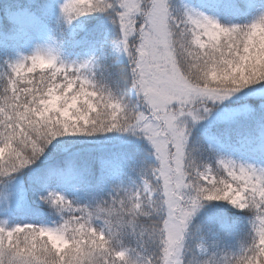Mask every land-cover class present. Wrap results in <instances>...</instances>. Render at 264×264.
<instances>
[{"label":"snow or ice","instance_id":"obj_1","mask_svg":"<svg viewBox=\"0 0 264 264\" xmlns=\"http://www.w3.org/2000/svg\"><path fill=\"white\" fill-rule=\"evenodd\" d=\"M239 7L237 0H181L179 8L172 0H63L56 21L59 39L51 37L57 48L37 46L29 55L2 62L0 149L15 163L0 165V185L31 170L61 137L118 132L139 137L150 150L142 158L124 149L119 154L136 179L117 174L112 158L101 160L99 173L81 157L46 170L37 166L32 183L43 189L40 200L59 220L52 226L0 222V264H128L134 253L123 245L114 247L113 241L122 239L126 221L141 215L145 202L155 206L158 217L148 233L159 245L157 264H167L169 224L181 241L193 227L228 245L237 236L235 225L222 217L193 224L214 201L251 202L256 208L250 239L241 242L231 260L223 259L227 264H264V166L234 159L226 151L234 126L241 123L258 121L264 143V113L247 104L214 113L220 102L237 94L259 89L264 95V8L247 23L219 18L234 15ZM93 14L114 26L115 39L110 44L106 38L92 41L99 44V55L61 59L64 26ZM24 16L35 13L17 10L9 22L20 28ZM114 52L125 55L130 66L123 80L135 98L131 104L104 92L93 79ZM193 71L198 72L195 78ZM201 121H208L207 126L193 136ZM235 136L241 146L252 140L250 132ZM53 184L65 185L74 195L51 190ZM105 184L111 185L107 192ZM0 197L6 203L12 194L0 192Z\"/></svg>","mask_w":264,"mask_h":264},{"label":"rangeland","instance_id":"obj_2","mask_svg":"<svg viewBox=\"0 0 264 264\" xmlns=\"http://www.w3.org/2000/svg\"><path fill=\"white\" fill-rule=\"evenodd\" d=\"M183 2L190 3L193 0H183ZM195 2H201V0H195ZM237 2L240 7L234 15H219L222 21L232 19L233 22L247 23L259 13V10L264 8V0H237ZM61 3H63V0H40V2L38 0H0V37L3 38L8 35V33L2 32V25L5 23L10 25L14 32L12 40H8L6 37L3 43L0 44L1 50L7 52V60L18 59L20 55H29L37 46H43L45 50L47 48H57L56 39H59V33L56 31V21L59 16V5ZM172 3L176 8H179L181 0H172ZM36 5H39V7H35ZM20 9L34 12L35 16L22 17L20 20L21 27L18 28L13 26L9 21L13 14ZM64 28L66 35L63 44L59 47V55L61 59L69 62L73 60L81 61L93 55H99V44L93 46L92 41L106 38L110 44L116 37L114 26L101 14L82 16L78 20L73 21L71 25H65ZM51 37H56V39H51ZM107 61L114 62L117 65L128 66L130 71V66L125 55L114 52ZM4 70L3 65L0 66V72ZM128 98L131 100L135 99L130 93ZM241 104L249 105L258 114L264 113V95H261L259 89L247 95L237 94L234 97H229L220 102V108L214 109V113L223 111L225 106H229L232 111H238ZM207 124L208 121H201L193 129V136H198L200 130L206 127ZM234 128V138L231 147L226 150L227 154L231 155L234 159L256 162L257 166H264V162L261 161V149L264 147V143H262L259 136L258 121L256 123H241L235 125ZM236 132H250L252 134L251 142L241 146L237 142ZM127 142H130V147L126 146L124 142L122 145H118L117 149H132L133 153L138 154L141 158L150 150V145L142 139L138 141L129 140ZM117 149L115 151L118 158L112 159L114 171L117 174L123 172L125 179L128 176L136 179L135 173L129 172L124 167V161L119 158L121 151ZM103 150L104 155L107 151H105L106 148ZM101 160L99 161L100 163ZM152 160L154 161V157ZM110 186V184H105L103 186L104 191L107 192ZM51 190L64 192L65 194L69 192L66 186L62 184H55ZM0 192L12 194V198L8 202H0V208L7 207L8 209L6 212L0 211V222L6 221L9 227L24 223L31 224L35 218L45 221L54 215L50 211V208L40 199H35L33 204H31L27 199V190L24 189L20 181L14 180L4 190H0ZM0 201H2V197H0ZM223 202L227 203L220 201V203ZM218 204L219 201L206 204L201 209L200 214L194 218L193 224L204 223L209 217H217V212L219 211ZM226 205L237 212H241L229 203Z\"/></svg>","mask_w":264,"mask_h":264},{"label":"clouds","instance_id":"obj_3","mask_svg":"<svg viewBox=\"0 0 264 264\" xmlns=\"http://www.w3.org/2000/svg\"><path fill=\"white\" fill-rule=\"evenodd\" d=\"M107 71V66L102 65L101 69L94 75L93 79L96 81L98 87L104 92H111L112 95L117 97L122 103L131 104V99L126 98V94L122 90L114 89L107 79ZM192 75L195 78L198 76V72L193 71ZM3 87L4 81L0 79V91H2ZM206 161L207 158L201 161V163ZM14 163L15 158L7 157L4 150L0 149V165L10 167ZM231 205L243 212L246 219L245 230L242 234L237 235L233 239L232 244L228 245L219 241H214L206 233L197 232L195 227H193L192 231L188 234L187 239L181 241L180 235L174 231V224H169L164 237L166 240L172 241L165 257L167 264H181V262L182 264H209L210 260H212L214 264H227L223 259L224 256H227L228 260H231L233 254H239L241 242L245 239H250L251 222L256 219V208L251 206V202L247 205L243 203ZM50 211L52 214L57 215L52 209H50ZM141 213L142 214L138 217H132L126 221L128 227L123 233L122 239L113 241V246L120 248L123 245L125 249L132 250L134 256L129 259L128 264H157V259L155 257L156 249L159 245L156 240L152 239L148 234L151 225L158 219L155 215V206L145 202ZM164 215L165 219L169 218L167 210H165ZM172 220L174 221L175 218L173 217ZM161 227L163 228L165 225L161 223ZM141 233L144 234L141 235ZM56 243L59 245L63 242L56 241ZM216 245H218V247ZM202 249L205 250L207 254H204Z\"/></svg>","mask_w":264,"mask_h":264},{"label":"trees","instance_id":"obj_4","mask_svg":"<svg viewBox=\"0 0 264 264\" xmlns=\"http://www.w3.org/2000/svg\"><path fill=\"white\" fill-rule=\"evenodd\" d=\"M40 2V0H38ZM2 32L8 33L5 37H0V44L3 43L5 38L8 40H12L14 38V32L11 29L10 25L3 24ZM7 59V52H3L0 48V66L3 65V61ZM107 79L111 82L114 89L122 90L126 94V98H128L129 93L126 91L127 86L124 83L123 77L128 75L129 68L124 65H117L114 62L107 61ZM59 142H53L52 145L49 146V149L45 153V155L41 158V160L37 161L36 165L32 166V169H25L22 173L18 174L16 181H20L23 184L25 190H27V199L33 204L35 199L39 198V193L42 191V188H38L33 185L32 178L35 175V171L37 166L40 167L41 170H46L49 167H56L61 165L66 158L70 157H81L84 160L89 161L90 163H94L97 173L100 170V160L106 158L117 159L118 156L116 154L115 149H117L118 145H122L125 141L140 140L139 137L131 136L130 134H122L118 132L105 133V134H97L95 136H74V137H61L58 138ZM122 147V146H120ZM107 151L103 155V149ZM122 150V149H117ZM127 150L128 153L134 154L131 149ZM132 151V152H131ZM13 182V181H11ZM10 182V183H11ZM9 184V183H8ZM7 184V185H8ZM7 185H0V190H4ZM55 184L50 185L49 188H53ZM33 188V189H31ZM70 198L74 195L73 192L69 191L67 194ZM227 203H220L219 201V211L217 212V217H222L225 221L231 222L235 225V231L237 235L243 233L246 228V219L243 212H237L233 210L231 207L226 205ZM216 218V217H215ZM59 220L58 215H53L48 218V220L41 221L37 218L33 219L31 224L43 225V226H52L56 221ZM233 240H231L230 244H232Z\"/></svg>","mask_w":264,"mask_h":264}]
</instances>
